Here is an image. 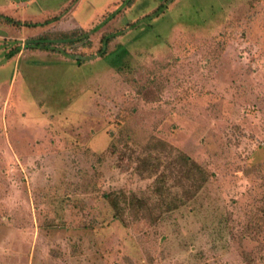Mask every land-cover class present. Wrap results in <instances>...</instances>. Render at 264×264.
<instances>
[{"label":"rangeland","instance_id":"rangeland-1","mask_svg":"<svg viewBox=\"0 0 264 264\" xmlns=\"http://www.w3.org/2000/svg\"><path fill=\"white\" fill-rule=\"evenodd\" d=\"M0 15V264H264V0Z\"/></svg>","mask_w":264,"mask_h":264},{"label":"trees","instance_id":"trees-1","mask_svg":"<svg viewBox=\"0 0 264 264\" xmlns=\"http://www.w3.org/2000/svg\"><path fill=\"white\" fill-rule=\"evenodd\" d=\"M129 1H131V0H129ZM0 18H3V19H4V22H6V23H10V24H13V25H19V24H20V22H19L18 20H15V19L10 18V17H5V16H3V15H0ZM56 19H57L56 17L51 18V19H48V20H46V21L44 22V24H48V23H50L51 21L56 20ZM24 24L27 25V26H31V25H32V26H37V25H38L37 23H25V22H24ZM76 38H78V37H76ZM106 40H107V39H106ZM45 41H46V38H41V39H39V41H38V40H37V41H34V45L31 46V49H41V50H46V49H48L47 45L45 44ZM104 43H105V41H104ZM18 52H19V50H18L17 48H14V49L8 51L7 56L10 58V57H12V56L18 54ZM184 159H185L186 162L189 161V159H188L187 157H184ZM192 167H193L194 169H196L197 172H198L200 175L203 176L204 171H203V169H202L200 166H198L197 164L191 162L190 165L188 166V168L191 169V170H193ZM188 172H189V171H188Z\"/></svg>","mask_w":264,"mask_h":264}]
</instances>
